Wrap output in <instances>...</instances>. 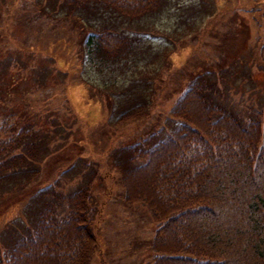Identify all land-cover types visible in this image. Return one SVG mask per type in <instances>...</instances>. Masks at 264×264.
Masks as SVG:
<instances>
[{
	"label": "rangeland",
	"instance_id": "rangeland-1",
	"mask_svg": "<svg viewBox=\"0 0 264 264\" xmlns=\"http://www.w3.org/2000/svg\"><path fill=\"white\" fill-rule=\"evenodd\" d=\"M21 1L0 0V121L13 110L10 117L20 123V88L31 83L26 104L37 119L30 120L50 123L55 117L64 128L48 141L53 149L40 166L42 187L34 175L21 188L9 187L11 178L0 184V255L13 236L28 230L36 208L81 181L76 175L81 170L79 175L92 177L89 214L96 244L89 264H148L155 222L144 204L124 200L111 148L137 139L150 143L167 131L179 119L171 106L193 79L202 80L216 101L239 116L263 115L264 0H167L156 12L134 18L102 9L92 24L104 20L133 37L127 55L107 63L79 59L81 29L79 35L59 37L55 31L24 38ZM72 19L56 21L68 26ZM20 46L29 53L23 66L16 55ZM46 68L49 73L42 75ZM30 69L31 75L20 76ZM138 101L147 113L118 122L123 103ZM60 201L61 208L65 200Z\"/></svg>",
	"mask_w": 264,
	"mask_h": 264
},
{
	"label": "trees",
	"instance_id": "trees-1",
	"mask_svg": "<svg viewBox=\"0 0 264 264\" xmlns=\"http://www.w3.org/2000/svg\"><path fill=\"white\" fill-rule=\"evenodd\" d=\"M166 2L23 0L20 29L27 33L24 38L55 31H60L59 37L67 32L79 35L81 29V41L76 42V51L83 50L79 59L107 63L126 56L133 37L104 20L92 24V19L102 9L139 17L156 12ZM71 16L68 26L56 21ZM262 49L264 54V34ZM25 51L21 46L16 51L22 66L29 56ZM40 60H35L38 65ZM28 72L20 76L31 75V69ZM47 73L48 68L42 75ZM32 85L20 88L16 114L20 123L10 117L13 110L0 121V184L11 178L9 187L21 188L33 177L42 187L40 166L53 149L48 141L64 128L52 116L50 123L32 120L37 112L26 104V91ZM125 104L118 122L137 118L144 109L147 113L144 101ZM171 112L178 121L155 141L143 144L137 139L111 148L119 164L124 200L144 204L155 222L150 237L154 253L148 264H264V113L239 116L216 101L200 79L181 90ZM80 171L76 175L81 181L72 190L58 198L54 194V200L32 212L28 230L11 238L0 264H89L96 244L89 214L92 177L85 178ZM61 199L65 203L60 208Z\"/></svg>",
	"mask_w": 264,
	"mask_h": 264
}]
</instances>
